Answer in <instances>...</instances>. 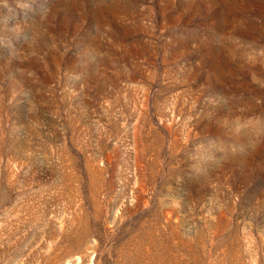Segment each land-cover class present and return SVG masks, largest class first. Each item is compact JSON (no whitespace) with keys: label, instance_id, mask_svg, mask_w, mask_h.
Instances as JSON below:
<instances>
[{"label":"rangeland","instance_id":"1","mask_svg":"<svg viewBox=\"0 0 264 264\" xmlns=\"http://www.w3.org/2000/svg\"><path fill=\"white\" fill-rule=\"evenodd\" d=\"M0 264H264V0H0Z\"/></svg>","mask_w":264,"mask_h":264}]
</instances>
